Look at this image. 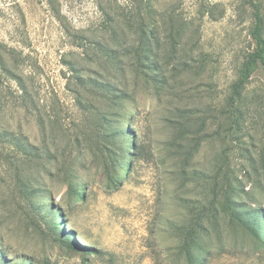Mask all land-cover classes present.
Returning a JSON list of instances; mask_svg holds the SVG:
<instances>
[{"label": "rangeland", "instance_id": "374dc122", "mask_svg": "<svg viewBox=\"0 0 264 264\" xmlns=\"http://www.w3.org/2000/svg\"><path fill=\"white\" fill-rule=\"evenodd\" d=\"M255 4L264 16V0H0V52L12 62L14 48L47 128L73 148L63 165L74 174L37 181L32 167L26 187L0 139V264H264L262 71L236 112L226 106L253 47ZM149 10L188 22L179 44L181 54L192 50L188 63L167 61L161 81L101 66L96 46L110 42L109 20L141 12L148 22ZM76 73L125 84L122 105L108 111ZM20 95L0 65V128L39 143V110L25 111ZM197 116L208 118L198 150ZM91 137L110 157L74 146ZM215 176L228 178L246 223L220 210ZM209 203L218 214L197 230V206Z\"/></svg>", "mask_w": 264, "mask_h": 264}, {"label": "trees", "instance_id": "16d2710c", "mask_svg": "<svg viewBox=\"0 0 264 264\" xmlns=\"http://www.w3.org/2000/svg\"><path fill=\"white\" fill-rule=\"evenodd\" d=\"M256 16L255 23L250 32L253 41V47L249 50L242 63L241 70L238 77L231 86L230 93L227 96L226 106L232 107V112H236L238 108L236 103L242 97L243 89L250 80L251 76L256 70H261L264 75V16L260 13L258 6L255 4ZM148 22L146 16L138 12L134 18H111L112 26L108 28L111 40L110 42L97 43V50L99 55L96 61L103 67H115L116 70H121L122 74L127 71V68L139 74L151 76L157 81H161L164 73V67L167 61H178L184 65L188 63L192 50H188L186 54L183 47L179 48V44L184 38V34L188 29V22L182 20L183 17L164 13H156L152 10L148 12ZM181 18V19H180ZM197 28L192 31L196 34ZM192 35V34H191ZM168 47L169 55L163 53V50ZM14 51V48H11ZM12 50L9 53L13 57L12 62L0 52V65L2 71L8 77L17 81L21 95L19 98L20 106L30 114L33 111L39 110L36 114V120L42 132V139L39 143H33L28 140L23 133L10 131L7 128H0V139L8 146L15 158H17L18 168L23 171L19 175V180L22 185L28 187L31 182L33 167L38 176L34 179L42 180L44 176L47 177H61L62 180L68 182L73 177V172H69L64 167L63 160L67 154L72 153L71 147H60V142L55 137L54 130L47 128L43 113L41 112L40 100L34 98L32 89L27 83L26 76L23 73H18L14 63H18L16 56ZM179 53L181 55H179ZM13 61H15L13 63ZM126 66V67H125ZM75 79L78 85L85 89V93L92 94L94 97L101 98L105 103L108 111H115L114 108L120 107L127 95L125 84L121 86L115 81L109 80L103 76L75 74ZM89 90V91H88ZM229 112V111H228ZM109 112H104V119L108 121ZM208 123L207 117L197 116V150L201 144L202 139L207 134L206 125ZM75 147L85 146V149L92 156H99V153L105 154V157H110V151L105 143L95 140L93 137L89 138L87 143L76 140ZM79 158L78 155L75 156ZM105 167L106 164H104ZM108 173L110 172L109 168ZM215 176V181L219 184H224V179ZM223 187L218 188L219 193H223L224 203L221 204L220 210L230 211L233 216L239 220L248 221L243 214L240 207L237 206V193L232 189L228 178ZM214 200L216 198H213ZM199 203H202L199 201ZM212 203V202H211ZM209 204H201L197 211V230L204 229V221L211 217L216 218L218 214L217 206ZM255 235L261 237L260 231L255 230ZM192 241L187 240V246L192 245ZM77 246L82 245L76 242ZM189 250V249H188ZM189 256L192 258L190 250ZM195 264V261L191 262Z\"/></svg>", "mask_w": 264, "mask_h": 264}]
</instances>
